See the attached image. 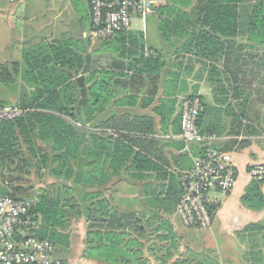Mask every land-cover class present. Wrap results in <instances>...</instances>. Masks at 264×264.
<instances>
[{"label": "crops", "instance_id": "crops-1", "mask_svg": "<svg viewBox=\"0 0 264 264\" xmlns=\"http://www.w3.org/2000/svg\"><path fill=\"white\" fill-rule=\"evenodd\" d=\"M38 4L35 0H0V48L16 47L13 55L8 52L0 71L7 69L9 78L22 91L32 93L35 84L27 79L26 73L30 68L28 60L39 47L73 40L78 51L86 50L91 57V69L86 76L88 94L92 92L91 110H101L95 117L91 115L92 123L135 128L133 132L109 129L95 132L129 138V144L138 153L137 161L129 168H154L148 172L140 169L136 178L125 173L116 181L108 191L114 206L123 213L137 215L154 228L168 222V229L181 240L169 264L189 259V253L202 256L206 251L218 256L221 264L227 261L244 264L241 254L246 246L237 234L250 224L264 225V203L261 208H256L253 201L250 205L244 203L245 197L254 199L257 192L264 198V182L257 183L250 174L253 167L264 165V65L258 61L260 56L264 58V53L240 50L241 45L247 44L240 26V36L233 40L231 73L226 69V51L216 53L212 47L199 45L198 26L163 22L154 12L139 20L141 29L132 25L131 31L103 40L91 33L90 6L84 0L62 1V9L55 10L50 18L42 16ZM77 22L79 26L74 28ZM175 27L179 30L171 31ZM246 54L250 61L248 67H243L241 58ZM95 90L99 96L96 106ZM188 97L201 99L200 132L213 138L211 146L222 151L237 172L229 194L209 193L216 206L209 230L186 227L177 214V206L167 214L163 202V189L189 172L201 153L199 146H186L178 133L181 102ZM45 184L40 188L56 189L55 185ZM165 252L166 249L160 253L146 252L147 264H161L160 257ZM56 257L64 264H105L87 258L83 252L79 260L67 253H56Z\"/></svg>", "mask_w": 264, "mask_h": 264}, {"label": "trees", "instance_id": "trees-1", "mask_svg": "<svg viewBox=\"0 0 264 264\" xmlns=\"http://www.w3.org/2000/svg\"><path fill=\"white\" fill-rule=\"evenodd\" d=\"M156 12L160 21L198 26L201 32L199 45L212 47L217 50L216 53L226 51V69L231 73L233 40L240 36V26L247 38V44L241 45L240 50L243 52L247 48L264 53V0H168L167 5ZM178 30L176 27L171 29ZM78 50L73 40H62L39 47L34 52L36 56L28 60L30 68L26 73L27 79L35 84V91L17 106L31 111L15 121L0 124V162L10 170L6 189H0V193L34 203L33 214L43 218L39 236L50 240L57 254L66 253L63 249L69 246V230L73 221L81 215L85 217L84 204L89 215L85 217L88 225L84 255L87 258L102 260L105 264H147L146 252L160 253L166 249L160 257L161 264H169L168 260L180 246L181 240L168 229V222L164 221L154 228L137 215L118 210L108 194L110 187L125 173H131L136 178L140 169L148 172L154 168H129L138 158L137 151L129 144V138L121 134L115 138L95 132L98 129L133 132L135 128L92 123L91 115L95 117L101 110H91V91L88 103L83 108L85 123L79 120L77 107L80 90L76 79L86 65L88 52ZM246 55L241 58L243 67L249 65L250 59ZM261 57L258 61L264 65V58ZM0 77L9 79L8 70L2 69ZM91 77H87L88 85ZM93 97V105L96 106L99 99L96 90ZM0 105L9 104L0 102ZM179 123L180 118V129ZM83 136L87 137L86 144L91 145L92 150L81 179V186L85 189L84 203L81 204L73 180L84 147ZM34 172L37 177L44 173L45 183L56 186L54 193L43 189V193L38 194V200L34 195H29L32 186L27 187L22 182ZM182 178L183 175L163 189L167 214L173 206H178L183 196ZM250 201L257 203L256 208H261L264 198L257 192L254 199L245 197L246 205H250ZM211 208L215 211L216 206ZM237 237L246 246L241 254L243 263L264 264V225L250 224ZM202 258L221 264L220 258L208 251L202 254ZM202 258H181L174 264H205Z\"/></svg>", "mask_w": 264, "mask_h": 264}, {"label": "built area", "instance_id": "built-area-1", "mask_svg": "<svg viewBox=\"0 0 264 264\" xmlns=\"http://www.w3.org/2000/svg\"><path fill=\"white\" fill-rule=\"evenodd\" d=\"M84 1L90 6L91 33L103 40L131 31L135 20H144L168 3V0ZM202 110L199 97H188L181 102L180 138L188 147L199 146L201 153L194 160V167L183 175L184 192L177 214L186 227L209 230L215 217L209 193L229 194L235 186L237 172L225 154L211 146L213 138L200 132ZM29 111L15 105H0V124L15 121ZM250 174L257 182H264V165L253 167ZM33 206L31 201L0 193V264H63L56 257L55 245L39 236L41 223L32 212Z\"/></svg>", "mask_w": 264, "mask_h": 264}, {"label": "rangeland", "instance_id": "rangeland-1", "mask_svg": "<svg viewBox=\"0 0 264 264\" xmlns=\"http://www.w3.org/2000/svg\"><path fill=\"white\" fill-rule=\"evenodd\" d=\"M39 1V4L37 7H39L42 11V16H46L47 18L54 16V11L57 9H62V1L64 0H35ZM78 1V0H76ZM67 17V12L64 14ZM84 15V14H83ZM84 27L86 28L88 26L86 20L83 23ZM133 28L134 29H141L142 23L139 22V20H135L133 22ZM79 23L77 22L76 25L74 24V28L78 27ZM74 31H78L75 29ZM15 45L7 50H1L0 48V65H3L8 59V52L10 55H13L16 51ZM21 89V90H20ZM30 93H26L22 91V87L17 85L15 81L12 79H5L0 77V102H8L9 105H15L17 106L19 103H21L23 100L29 98ZM10 176V170L8 168H5L0 162V189H6V185L9 182L8 178ZM29 180V181H28ZM23 185L30 187L32 186L29 195H34L35 198L38 200V194L43 193V189L40 188L42 186H46L45 184V178L44 173H42L41 177H37L35 172L26 176V181L22 182ZM48 190L52 193H54L55 189L48 188ZM26 198V197H25ZM41 226L43 227V218L39 216ZM87 219L84 216H80L76 221H73L72 226L70 227V237L68 238L69 246L67 249H63V251H66L68 254H74L76 255V259H80L82 252L84 253L86 251V244H85V238L86 237V231H87ZM189 259L191 260H197L199 258H202V256H197L195 254H188ZM202 260L205 262V264H215L212 260H205V258H202ZM146 262V261H145ZM171 263V262H170ZM148 264H152V262H148ZM174 264V263H173Z\"/></svg>", "mask_w": 264, "mask_h": 264}, {"label": "water", "instance_id": "water-1", "mask_svg": "<svg viewBox=\"0 0 264 264\" xmlns=\"http://www.w3.org/2000/svg\"><path fill=\"white\" fill-rule=\"evenodd\" d=\"M91 69V57L88 55L86 57V65L81 73V76L77 78V84L80 88V96L81 99L78 103L77 107V113L79 115V120L81 121L82 124L85 123L84 117H83V108L87 105L88 103V90L86 88V76L89 74ZM82 143L84 144V147L81 152V157L78 162L77 166V171L75 178L73 180L74 188L76 191L77 198L81 204L84 203V198H85V189L81 186V179L83 172L86 168V166L89 164V157L91 153V147L86 144L87 143V137L83 136L81 138ZM83 209H84V214L85 217L88 218V211L86 209V206L83 204Z\"/></svg>", "mask_w": 264, "mask_h": 264}]
</instances>
